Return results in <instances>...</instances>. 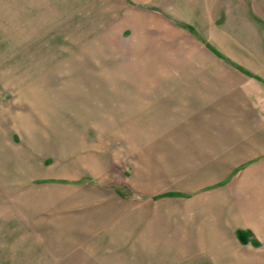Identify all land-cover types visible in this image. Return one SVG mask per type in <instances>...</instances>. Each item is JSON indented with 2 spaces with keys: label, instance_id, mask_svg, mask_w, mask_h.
I'll return each mask as SVG.
<instances>
[{
  "label": "rangeland",
  "instance_id": "obj_1",
  "mask_svg": "<svg viewBox=\"0 0 264 264\" xmlns=\"http://www.w3.org/2000/svg\"><path fill=\"white\" fill-rule=\"evenodd\" d=\"M153 11L182 28L177 39L166 42V27L150 30L148 37L145 18ZM186 11L192 13L186 17L189 23L182 15ZM148 39L157 47H149ZM212 56L232 68L238 65L231 62L236 57L247 68L264 70V0H0V264H66L65 241L59 237L67 233L58 234L59 227L74 226L77 214L91 224L90 206H84L91 195L100 209L113 199L134 211L150 206L164 219L171 206L199 194L230 185L240 190L247 171L264 158L237 160L219 184L189 191L174 182L160 183L148 191L142 176L138 182L134 178L146 172L152 147L142 134L133 139L126 121L116 126L132 88L153 89L157 72L202 71L210 64L187 61ZM226 65L221 72L228 70ZM149 73L151 80L139 78ZM257 76L251 77L264 87ZM178 132L174 129L173 135ZM152 145L161 152L169 146ZM180 163L194 168L190 159ZM181 166L168 168L173 174ZM120 221L101 224V235ZM155 227L160 228L158 222ZM229 231L236 249L263 256L259 232L245 227ZM109 242H101L107 256L100 258L115 260L117 252L142 249L135 248L136 240L117 247H108ZM156 243L150 264L164 259L159 257L163 241ZM80 244L84 241L78 242L83 249ZM197 259L196 264L218 263L214 256Z\"/></svg>",
  "mask_w": 264,
  "mask_h": 264
},
{
  "label": "crops",
  "instance_id": "obj_2",
  "mask_svg": "<svg viewBox=\"0 0 264 264\" xmlns=\"http://www.w3.org/2000/svg\"><path fill=\"white\" fill-rule=\"evenodd\" d=\"M189 14L192 13L182 14L186 23L190 22L186 19ZM145 21L148 37L150 30L166 27L163 32L166 34L162 36L169 42L177 39V32H182V28L167 21L157 11L149 13ZM136 22H140L139 16ZM148 40L149 47H157L154 39ZM164 45L169 48L166 43ZM149 56H152L150 51ZM167 62L170 63V59ZM204 62L210 65L202 71L182 70L167 72V75L162 73L163 76H156L157 72L153 79L151 73L139 77L143 81L155 79V86L153 89L150 86L132 88L125 109L119 110L125 114L124 117L119 114L116 126L119 121H126L127 127L132 128L133 139L138 140L142 134L152 147V152L149 150L145 157L146 172L134 178L138 182L142 176L148 191L160 183L174 182L177 187L189 191L203 185L219 184V177L235 167L237 160L264 158V87L262 82L251 77L258 75L264 82V70L247 68L241 63L245 61L236 57L231 61L238 64H233L236 70L217 56L190 60L187 64L197 66ZM223 64L228 70L221 72ZM183 80L187 82L183 84ZM174 129L179 131L176 135H173ZM167 136L171 142H167ZM155 143L169 146L163 147L165 152H161L154 148L152 144ZM187 159L194 161V168H182L184 164L179 162ZM174 165L182 166L174 170L178 173L172 174L173 170L168 167ZM247 172L240 190L230 185L199 194L185 203L175 204L174 208L171 206L167 214L161 210L164 219L157 217L150 206L144 207V212L139 208L134 211L113 199L105 202L102 211L98 200L91 195L88 203L82 200L87 203L84 206H90L91 224L85 225L86 222L80 219L82 214H77L74 226L59 227L58 234L67 233L65 237H59L65 241L62 247L68 253L66 264H150L149 256L156 255L155 246L160 243L156 241H163L164 251L159 253V257L164 258L159 260L161 264L171 259L196 264L197 258L204 256L216 257L217 264L219 261L223 264H264V254L248 256L236 249L229 231L233 227L250 228L264 239V163ZM187 175L194 179H188ZM120 218L119 226L101 235V224L117 222ZM156 222L160 226L157 230ZM66 228L68 231H64ZM104 240L110 241L108 247L124 246L125 240H136L135 248L142 245V249L141 252L126 253L127 259L125 253L117 252L115 260H108V257L100 258L107 256L101 251L106 246L101 243ZM83 241L84 244H80L83 249L78 248V242ZM95 253L98 257L94 258ZM129 256L136 260H129Z\"/></svg>",
  "mask_w": 264,
  "mask_h": 264
}]
</instances>
